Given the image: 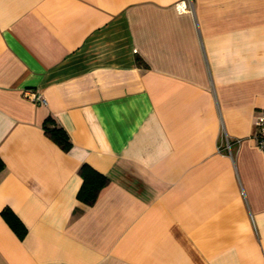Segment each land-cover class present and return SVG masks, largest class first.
<instances>
[{
    "label": "crops",
    "instance_id": "0c3cea01",
    "mask_svg": "<svg viewBox=\"0 0 264 264\" xmlns=\"http://www.w3.org/2000/svg\"><path fill=\"white\" fill-rule=\"evenodd\" d=\"M263 111L264 0H0V264H264Z\"/></svg>",
    "mask_w": 264,
    "mask_h": 264
},
{
    "label": "trees",
    "instance_id": "16d2710c",
    "mask_svg": "<svg viewBox=\"0 0 264 264\" xmlns=\"http://www.w3.org/2000/svg\"><path fill=\"white\" fill-rule=\"evenodd\" d=\"M136 62L140 65L144 64L140 56L135 57ZM43 128L46 134L60 147L67 149L70 145L66 131L56 124L51 118L47 117L43 122ZM4 167V162L0 158V171ZM82 183L78 190L77 196L86 203H91L96 198L99 190L107 183V177L98 172L88 164H83L80 168ZM4 218L10 226L18 233H22L24 226L20 219L7 207L2 209Z\"/></svg>",
    "mask_w": 264,
    "mask_h": 264
},
{
    "label": "built area",
    "instance_id": "2783aa9c",
    "mask_svg": "<svg viewBox=\"0 0 264 264\" xmlns=\"http://www.w3.org/2000/svg\"><path fill=\"white\" fill-rule=\"evenodd\" d=\"M178 8L184 10L186 7L185 3L178 4ZM256 126V146L262 152L264 158V111L261 112L255 119Z\"/></svg>",
    "mask_w": 264,
    "mask_h": 264
}]
</instances>
